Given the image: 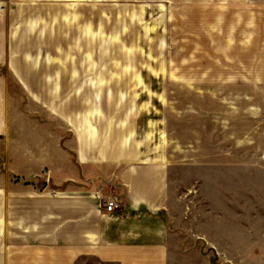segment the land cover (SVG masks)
<instances>
[{
  "label": "rangeland",
  "instance_id": "obj_1",
  "mask_svg": "<svg viewBox=\"0 0 264 264\" xmlns=\"http://www.w3.org/2000/svg\"><path fill=\"white\" fill-rule=\"evenodd\" d=\"M0 16L18 136L166 167L168 264H264V0H0ZM1 164L0 264H79L55 241L62 191Z\"/></svg>",
  "mask_w": 264,
  "mask_h": 264
},
{
  "label": "crops",
  "instance_id": "obj_2",
  "mask_svg": "<svg viewBox=\"0 0 264 264\" xmlns=\"http://www.w3.org/2000/svg\"><path fill=\"white\" fill-rule=\"evenodd\" d=\"M8 29L0 25V67L10 63ZM12 95L7 77L0 71V137L6 144L12 138L0 154L1 165L7 176L14 174L22 185L35 181L41 192L62 191L64 229L63 236L56 235L55 241L64 242V259L78 258L79 264H168L177 232L171 231L167 220L168 169L126 164L117 155L112 161H100L98 157L73 161L66 153L59 161L56 155L42 156L39 138L29 145L18 136L19 126L9 112ZM58 162L63 164L62 169H58ZM41 167L48 170L46 186L45 180L38 178ZM75 194L80 199L78 206L73 200ZM107 199L118 204L111 213L103 208ZM76 224L78 234H73L78 237H72L68 229Z\"/></svg>",
  "mask_w": 264,
  "mask_h": 264
},
{
  "label": "built area",
  "instance_id": "obj_3",
  "mask_svg": "<svg viewBox=\"0 0 264 264\" xmlns=\"http://www.w3.org/2000/svg\"><path fill=\"white\" fill-rule=\"evenodd\" d=\"M103 207H104L106 212L111 213L118 208V204L115 200L108 199V200L104 201Z\"/></svg>",
  "mask_w": 264,
  "mask_h": 264
}]
</instances>
